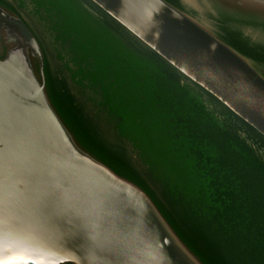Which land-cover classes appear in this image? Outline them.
<instances>
[{"label": "water", "instance_id": "95a60500", "mask_svg": "<svg viewBox=\"0 0 264 264\" xmlns=\"http://www.w3.org/2000/svg\"><path fill=\"white\" fill-rule=\"evenodd\" d=\"M0 264H264V0H0Z\"/></svg>", "mask_w": 264, "mask_h": 264}]
</instances>
